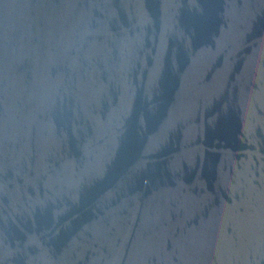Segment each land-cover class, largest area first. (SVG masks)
Masks as SVG:
<instances>
[{
	"label": "water",
	"instance_id": "95a60500",
	"mask_svg": "<svg viewBox=\"0 0 264 264\" xmlns=\"http://www.w3.org/2000/svg\"><path fill=\"white\" fill-rule=\"evenodd\" d=\"M0 264H264V0H0Z\"/></svg>",
	"mask_w": 264,
	"mask_h": 264
}]
</instances>
